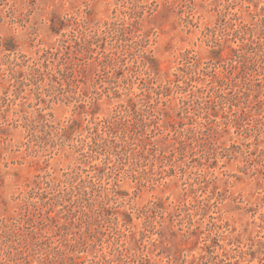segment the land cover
Listing matches in <instances>:
<instances>
[{
  "label": "rangeland",
  "instance_id": "374dc122",
  "mask_svg": "<svg viewBox=\"0 0 264 264\" xmlns=\"http://www.w3.org/2000/svg\"><path fill=\"white\" fill-rule=\"evenodd\" d=\"M0 264H264V0H0Z\"/></svg>",
  "mask_w": 264,
  "mask_h": 264
}]
</instances>
